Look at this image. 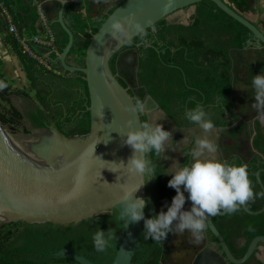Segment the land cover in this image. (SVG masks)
Here are the masks:
<instances>
[{
    "label": "trees",
    "instance_id": "obj_1",
    "mask_svg": "<svg viewBox=\"0 0 264 264\" xmlns=\"http://www.w3.org/2000/svg\"><path fill=\"white\" fill-rule=\"evenodd\" d=\"M1 1L9 10L20 37L38 33L40 19L34 0ZM194 8L195 12L189 24H173L164 20L154 26V31L149 29L128 44H140L137 49L138 98L142 100L147 92L166 116L178 126L187 123L182 115L185 109L200 105L214 122V127H229L230 124L224 119V115L226 112H232L231 51L245 49L253 36L247 28L211 1H202ZM65 15L68 16L69 27L74 34V46L69 62L82 66L90 42L86 31L92 23L71 6L65 10ZM51 26L55 32L56 46L62 53L68 43V35L58 24ZM99 27L100 24L92 25V33H96ZM0 32H3L1 22ZM3 40L18 59L35 94L31 97L25 90L13 88L3 73L0 61V100L9 106L7 111H0V124L17 127L23 120H27L36 130L55 128L67 138L87 136L90 132V101L84 75L64 73L58 76L46 72L24 52L15 35L6 33ZM114 63L115 58L111 62V70L116 74ZM119 82L128 88L125 79L120 78ZM20 96L37 103L26 116L12 103L14 97ZM145 120L146 116H142L141 122ZM262 131L263 126L258 124L254 147L264 154ZM147 160L155 175L151 198L147 194V200L150 199L151 202L147 204L145 213L146 218H151L161 210L166 211L165 205L170 204L176 194L174 189L168 187L170 178L166 177L167 174L158 163L156 154H147ZM249 179L255 183V178L250 174ZM262 203L263 198L261 205ZM261 205L250 206V210L256 212L261 209ZM237 213L227 216L232 218ZM245 216L262 219L256 223L253 235H264V213ZM98 228L103 231L112 228L116 234L111 246L99 253L94 250L91 240L92 234ZM223 234L226 233L223 231ZM123 236L122 225L115 211L67 226L23 222L1 224L0 264H78L56 258L55 254L61 250L78 253L95 264H111ZM164 241L163 238L155 241L145 240L142 233L133 264H159Z\"/></svg>",
    "mask_w": 264,
    "mask_h": 264
},
{
    "label": "water",
    "instance_id": "obj_2",
    "mask_svg": "<svg viewBox=\"0 0 264 264\" xmlns=\"http://www.w3.org/2000/svg\"><path fill=\"white\" fill-rule=\"evenodd\" d=\"M59 1L55 23L68 35V43L62 53L52 61L64 73L84 75L90 101L88 107L90 132L84 137L67 138L55 128L36 130L30 125L33 130L43 133L44 137L35 144H19L12 143L7 138L4 126L0 124V225L23 222L67 226L112 211L119 216L124 204L118 202L124 193H130L141 185L133 194V200L137 197L147 200L146 173L129 171L127 164L134 155V150L124 143L129 131L140 128L143 115L138 116L124 110L125 106L130 107L133 100L138 97L133 96L129 88L121 85L119 82L121 74L119 72L114 74L111 70V61L119 55L117 59L119 64L120 52L140 34L131 25L125 24L129 35L123 38V42L117 41L110 35L111 24L114 21L119 20L123 23L125 20H131L132 24L141 25L143 32L153 30L155 25L164 20L169 23L187 24L194 14L195 5L202 1H211L247 28L254 38L253 44L250 43L246 50L237 51L235 55H243L248 49H256L257 66L251 67L250 71L259 74L264 70V0H117L119 2L113 7V11L110 13L107 11L99 29L90 38L82 66L69 62L70 52L74 46V34L65 19V10L73 6L85 17L82 11L83 1ZM138 67L139 58L133 74L137 90ZM233 78L235 82L234 69ZM252 90L251 87L249 98L255 102ZM144 102L153 109L148 111L149 119H155L163 124L165 130L172 131L173 140L169 142L167 152L169 159L157 155L156 158L162 163H168L169 168L174 170L180 165L182 159L180 150L189 143V137L187 142L182 141L186 136L175 131L165 117L166 114L147 92ZM230 116L239 119L233 111ZM129 121H133L131 127L128 125ZM260 123L263 126L264 123L262 121ZM194 131H191V136ZM227 131L231 132L232 139H236V132L232 128ZM214 134L215 129L208 133L203 130L202 137L206 136L205 138L211 141ZM225 143L229 148L228 141ZM135 155L147 160L145 153L137 152ZM260 173H257V181L264 191ZM244 210L250 215L257 216L264 212V207L257 212L248 210L246 206ZM143 211L145 214L146 207ZM225 214L221 212L218 216ZM121 225L123 240L111 264H133L144 224L143 221L132 223L125 217ZM207 225L223 247L225 256L232 263H244L252 256L259 243L264 245V237L255 238L245 256L237 260L215 228L212 216L208 217ZM55 257L78 264H95L69 250H61Z\"/></svg>",
    "mask_w": 264,
    "mask_h": 264
},
{
    "label": "clouds",
    "instance_id": "obj_3",
    "mask_svg": "<svg viewBox=\"0 0 264 264\" xmlns=\"http://www.w3.org/2000/svg\"><path fill=\"white\" fill-rule=\"evenodd\" d=\"M125 24L131 25L137 33L143 35L141 25L132 24L131 20H125L123 23L117 20L111 24L110 35L113 39L123 42V38L128 37ZM249 83L255 98L252 107L257 110V118L264 122V70L252 76ZM124 110L139 116L153 109L141 99L135 98L131 106H125ZM182 115L185 121L203 129L205 133L214 129V122L200 105L185 109ZM132 124L133 121L128 122L129 127ZM187 139L183 137L182 141L187 142ZM172 140V131L165 130L163 124L155 119L145 120L138 130L129 131L124 140V143L134 150V155L127 164L129 171L151 174L149 161L137 157L135 153L154 152L157 156L169 159L168 144ZM215 152L214 144L208 139H196L192 145L190 162L187 165H178L174 170L170 169L168 187L174 189L176 195L170 204L165 205L166 211L161 210L151 218L145 217L143 209L151 202L150 199L137 197L133 200V194L141 185L130 193L125 192L118 202L124 204L123 211L119 212V221L125 217L132 223L143 221L145 240L166 239L169 234L183 235L187 232L191 242L197 244L207 228L208 217L221 212L234 214L243 210L254 199L264 197V191L254 192L249 173L244 166L228 164L214 158L211 154ZM154 177L155 175H151L150 179ZM186 202L190 204L188 209H185ZM248 230L252 231L251 225L248 226ZM115 239L116 234L112 228L107 231L98 228L91 236L93 248L98 253L109 248Z\"/></svg>",
    "mask_w": 264,
    "mask_h": 264
},
{
    "label": "flooded vegetation",
    "instance_id": "obj_4",
    "mask_svg": "<svg viewBox=\"0 0 264 264\" xmlns=\"http://www.w3.org/2000/svg\"><path fill=\"white\" fill-rule=\"evenodd\" d=\"M82 1H83L82 11L84 13V16L85 18L89 19L92 25L101 24V22L105 19V15L108 12L109 13L112 12L113 7L119 2L117 0H82ZM192 16L189 18L187 24H189V22L191 21ZM173 24H182V23H173ZM254 24L257 25L256 23ZM257 27L259 28V25ZM151 31H154V29L153 30L151 29ZM145 42L148 41L145 40ZM250 43L252 44L254 43V38H252V41H250L247 47L243 50H246L250 45ZM139 46L140 44H136V46H133V44H131L130 46L127 45L120 52L121 57L119 64H117V59L119 55L115 57V63H114L116 73L119 72L121 74V79L126 80L130 92L135 97H138L139 90L136 89L133 74L136 70L137 60L139 58L137 51ZM237 51H242V50L231 51L232 74L234 69L236 74V79L237 76L240 77L239 71H241L238 65V60L235 57ZM245 70H246L247 78L249 77V80H251L255 72L250 71L251 70L250 66H248ZM236 79L234 82V78H233L232 91L230 95V105L232 109L231 111H233L236 115H238L239 119L237 120L234 119L233 116H230L231 112H226L224 115V119L230 124V126L225 128L214 127L215 134L213 135L212 140L210 142L214 144L216 148V152L211 155L214 158H218L221 161L226 162L228 164L244 166L249 172V174L255 178V183L254 182L252 183L254 192H262L263 190L257 181V173L261 172L260 178L263 184L264 172L262 171L264 170V154H261L254 147V143L258 135L257 125L261 123L257 119H253L254 115H251L253 104L250 103L248 105L247 104L245 105L244 101H240L241 98L235 97L238 90L236 89L237 88ZM133 86L135 87L132 88ZM142 101H144V98L142 99ZM143 116H146L147 120L149 119L148 112H146ZM165 117L170 121L175 131L182 133L183 135L186 136V138L189 137V143L180 150V154L182 158L180 160V165L182 166L187 165L191 160L190 153L192 150V145L194 144L196 139L200 138V135L201 138H205L206 136L202 137L203 130L196 128L195 126L189 124L188 122L184 126H178L170 118H168L167 116ZM229 128H232L236 132L235 134L236 139L231 138L232 136L230 135L231 132L227 131ZM192 130L195 131L191 136ZM262 132L264 135V124H263ZM226 141H228L229 148L225 146ZM157 161L161 165V167L165 170L167 174L166 177L171 178L170 176H168V174L170 173L169 164L162 163L158 159ZM151 175H153V173L151 174L146 173L147 194H149L150 198L153 194V188H154L153 185L154 178L150 179ZM262 198L264 200V197H258L254 199V201H251L246 206V208L250 210L251 208L250 206H260ZM189 207L190 204L186 202L185 209H188ZM263 207H264V203H262L261 209ZM245 214L250 215L243 209L239 211L236 214V216L232 218L228 217L227 213L223 216H218V215L212 216V222L215 228L217 229L219 234L223 237L232 256L237 260H241L245 256L252 241L255 238L264 237V235H257V236L253 235L256 229V223L258 221H262V219L256 220L254 218H249L245 216ZM249 225L252 226V231L248 230ZM223 231L226 233L225 235L223 234ZM159 264H235V263H232L227 259V257L223 252V247L221 246L220 242L218 241L216 236L213 234V232L209 229L207 225V228L203 233L200 242L197 244H193L191 242V237L187 232H185L183 235L170 234L169 237H167V239H165L164 241L163 253L159 261ZM242 264H264V245L259 243L252 256Z\"/></svg>",
    "mask_w": 264,
    "mask_h": 264
},
{
    "label": "crops",
    "instance_id": "obj_5",
    "mask_svg": "<svg viewBox=\"0 0 264 264\" xmlns=\"http://www.w3.org/2000/svg\"><path fill=\"white\" fill-rule=\"evenodd\" d=\"M1 1V0H0ZM34 3L36 6L41 5L48 20L51 25L56 24L57 19V13L60 6L59 0H34ZM70 7V6H69ZM65 19L69 23L68 16L65 15ZM1 22V28L3 32H0V61L2 63V70L5 74L7 80L12 84L13 88L15 89H21L24 90L26 87H28L29 82L27 81V78L22 71L21 65L18 61V59L15 57V55L10 51V49L5 45L4 43V34L8 33L7 31V25L3 21V19L0 17ZM89 31H92L91 24L89 25V29L86 31L87 33ZM90 40V37H89ZM39 52L42 50L41 48H36ZM256 49H248L243 55H235L236 59L238 60V65L241 71L240 77L237 76V83H236V98H241L240 101H244V104L248 105L250 103H254L251 98H249V93L251 90V85L249 83V77L247 78L246 74V68L248 66L255 67L257 64L255 63L257 61L258 55L255 53ZM8 64V72L6 65ZM8 74L12 76V79H14V82L19 84L20 86L17 87L13 82L10 81L8 78ZM255 75L257 73H254ZM251 115H254L253 119H257L261 122L259 118H257V110L255 108L252 109Z\"/></svg>",
    "mask_w": 264,
    "mask_h": 264
},
{
    "label": "built area",
    "instance_id": "obj_6",
    "mask_svg": "<svg viewBox=\"0 0 264 264\" xmlns=\"http://www.w3.org/2000/svg\"><path fill=\"white\" fill-rule=\"evenodd\" d=\"M37 11L40 19L38 33L34 36L20 37L9 10L5 4L0 1V17L7 25L8 33L16 36L24 52L32 58L39 67L46 72L62 76L64 74L63 70L58 68L52 61L61 54L56 46L55 32L41 5L37 6ZM88 35L91 38L93 35L92 31H89ZM36 48H41L42 50L39 52Z\"/></svg>",
    "mask_w": 264,
    "mask_h": 264
},
{
    "label": "rangeland",
    "instance_id": "obj_7",
    "mask_svg": "<svg viewBox=\"0 0 264 264\" xmlns=\"http://www.w3.org/2000/svg\"><path fill=\"white\" fill-rule=\"evenodd\" d=\"M73 63L72 61H70ZM7 72H8V64L6 65ZM8 78L11 82L15 84V86L19 87L20 85L14 82V79H12V76L8 74ZM31 97L34 96V91L31 89L30 84H28V87L24 89ZM13 105L24 115L33 109L35 106H37V103L24 96L20 97H14ZM9 109V106L0 100V111L5 112ZM3 130L5 133L12 137H20V141H22L24 144H35L38 143L43 137L44 134L35 131L30 127V124L27 120H23L17 127H11V126H4Z\"/></svg>",
    "mask_w": 264,
    "mask_h": 264
},
{
    "label": "bare ground",
    "instance_id": "obj_8",
    "mask_svg": "<svg viewBox=\"0 0 264 264\" xmlns=\"http://www.w3.org/2000/svg\"><path fill=\"white\" fill-rule=\"evenodd\" d=\"M6 136L12 143L24 144L22 141H20V137H12L9 135H6Z\"/></svg>",
    "mask_w": 264,
    "mask_h": 264
}]
</instances>
